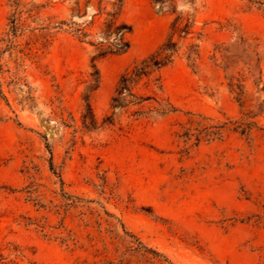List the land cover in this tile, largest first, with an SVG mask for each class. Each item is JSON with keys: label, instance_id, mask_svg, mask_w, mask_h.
<instances>
[{"label": "rangeland", "instance_id": "1", "mask_svg": "<svg viewBox=\"0 0 264 264\" xmlns=\"http://www.w3.org/2000/svg\"><path fill=\"white\" fill-rule=\"evenodd\" d=\"M96 11L0 0V264H264V0Z\"/></svg>", "mask_w": 264, "mask_h": 264}, {"label": "trees", "instance_id": "2", "mask_svg": "<svg viewBox=\"0 0 264 264\" xmlns=\"http://www.w3.org/2000/svg\"><path fill=\"white\" fill-rule=\"evenodd\" d=\"M173 0H153V3L161 10L164 6H169ZM96 5H93V4ZM123 0H114L112 2L105 0H85L86 5L97 7V11L91 16L90 25L94 23V18H100L102 15L105 17L100 23V35L105 38L108 46L105 49H100L97 55V59L105 58L109 55H118L124 53L128 47V41L126 35L130 34L131 28L126 24L119 21V14L122 7ZM110 5L111 9L107 11V6ZM112 37L111 41H108ZM102 46V43H98ZM174 46H166L167 55L162 59L151 58L149 61L143 62L140 67H136L130 73L124 74L118 83L116 95L112 99L111 108L114 110H121L133 102H127V97H133L131 94V85L140 82L143 78H147L151 73L159 71L162 67L166 66L170 62L171 55L174 50ZM93 82L97 83L98 74L95 72ZM92 88V85H91ZM147 99H140L136 105L141 106ZM140 114V112H137ZM109 122V120H107Z\"/></svg>", "mask_w": 264, "mask_h": 264}]
</instances>
